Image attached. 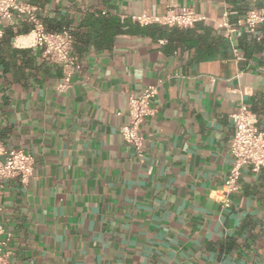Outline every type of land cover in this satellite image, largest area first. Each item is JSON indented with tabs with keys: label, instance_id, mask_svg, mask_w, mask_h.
<instances>
[{
	"label": "crops",
	"instance_id": "obj_1",
	"mask_svg": "<svg viewBox=\"0 0 264 264\" xmlns=\"http://www.w3.org/2000/svg\"><path fill=\"white\" fill-rule=\"evenodd\" d=\"M32 5L47 31L74 33L80 70L58 92L63 70L29 32L0 45V145L35 160L28 183L11 179L0 190L11 263L264 264V169L242 171L228 209L217 201L239 104L264 132V24L258 39L244 29L229 39L218 24L264 0ZM176 7L206 20L189 29L133 20ZM158 83L139 162L120 127L129 95Z\"/></svg>",
	"mask_w": 264,
	"mask_h": 264
},
{
	"label": "built area",
	"instance_id": "obj_2",
	"mask_svg": "<svg viewBox=\"0 0 264 264\" xmlns=\"http://www.w3.org/2000/svg\"><path fill=\"white\" fill-rule=\"evenodd\" d=\"M38 8L32 5V0H0V38L3 35V24L10 25L15 20L26 23L29 34L32 35V46L40 48L42 55L61 66L63 78L57 84L56 91L64 92L71 87V78L80 70V65L72 55L73 35L70 28L60 31H47L38 16ZM226 13L218 28L225 30L231 37L239 30L255 39L258 28L264 24V9H248L243 18L234 24L228 22ZM133 20L141 26L161 25L167 28L189 29L206 17L194 12L188 7L168 8L162 16L140 15ZM159 83L143 88L139 93L128 97L126 107L127 121L120 127L123 142L130 146L139 162L144 156L145 138L141 126L145 119L155 115L153 100L157 94ZM120 116L121 113H117ZM233 135L230 140L229 152L231 166L224 179L222 188L218 191L217 201L222 209H228L233 195L238 191V181L242 171L248 169L257 174L264 169V132L259 129L257 116L244 104H239L237 111L231 115ZM35 160L22 150H4L0 145V190L3 184L11 179H18L25 185L33 176ZM1 210V209H0ZM3 229L0 225V235ZM6 240L0 241V264H12L11 254L5 250Z\"/></svg>",
	"mask_w": 264,
	"mask_h": 264
},
{
	"label": "trees",
	"instance_id": "obj_3",
	"mask_svg": "<svg viewBox=\"0 0 264 264\" xmlns=\"http://www.w3.org/2000/svg\"><path fill=\"white\" fill-rule=\"evenodd\" d=\"M30 31L29 26L26 23H20V28L6 27L3 29V35L0 38V45L4 44L7 39H10L16 35L26 34ZM60 31V30H59ZM72 32V31H71ZM73 38L74 33L72 32Z\"/></svg>",
	"mask_w": 264,
	"mask_h": 264
}]
</instances>
